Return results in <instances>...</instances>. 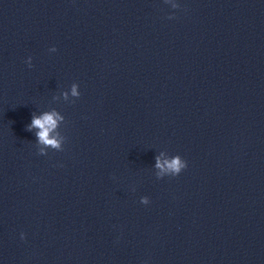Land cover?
I'll return each instance as SVG.
<instances>
[{"label":"water","instance_id":"water-1","mask_svg":"<svg viewBox=\"0 0 264 264\" xmlns=\"http://www.w3.org/2000/svg\"><path fill=\"white\" fill-rule=\"evenodd\" d=\"M0 264H264V0H0Z\"/></svg>","mask_w":264,"mask_h":264},{"label":"clouds","instance_id":"clouds-1","mask_svg":"<svg viewBox=\"0 0 264 264\" xmlns=\"http://www.w3.org/2000/svg\"><path fill=\"white\" fill-rule=\"evenodd\" d=\"M168 0H165L167 3ZM179 5L177 3L172 4V8H178ZM170 19L172 17H169ZM50 51H56L53 47ZM27 63L31 67V57L28 58ZM71 94L74 97H79L80 92L77 91V86L73 85L71 89ZM65 98H67L68 93H64ZM63 119L56 111L45 112L41 116H33L31 124L28 125V130L31 131L32 128H37L39 131L37 132L38 141L41 144L46 146H51L54 149H60V141L54 137L50 136V133L53 132L57 128L58 120ZM43 153V149L41 150ZM156 167L161 169V174H170V176H177L187 167V162L183 160L179 155L173 156L170 160H165L163 163L160 162V158L157 157ZM161 174H158V178L161 177ZM141 203L148 204L149 199L147 197L141 198ZM23 238V234H22Z\"/></svg>","mask_w":264,"mask_h":264}]
</instances>
